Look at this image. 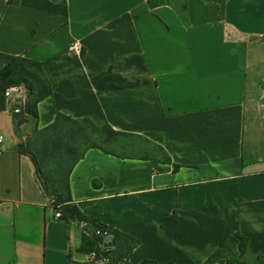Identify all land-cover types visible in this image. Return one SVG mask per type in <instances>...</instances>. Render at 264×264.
Instances as JSON below:
<instances>
[{"label": "crops", "instance_id": "1", "mask_svg": "<svg viewBox=\"0 0 264 264\" xmlns=\"http://www.w3.org/2000/svg\"><path fill=\"white\" fill-rule=\"evenodd\" d=\"M187 1L188 25L147 0H0V52L40 62L52 88L37 119L0 111V264H109L80 251L19 149L57 112L171 158L92 148L70 173L72 204L140 240L130 264L202 263L227 232L264 249V0Z\"/></svg>", "mask_w": 264, "mask_h": 264}, {"label": "trees", "instance_id": "2", "mask_svg": "<svg viewBox=\"0 0 264 264\" xmlns=\"http://www.w3.org/2000/svg\"><path fill=\"white\" fill-rule=\"evenodd\" d=\"M147 3L151 9L161 5L171 6L182 22L189 24L187 0H147ZM240 55L242 63L244 53L241 51ZM19 84H23L29 94L19 123L29 117L37 119L38 103L52 94L41 63L0 52V111L6 107L5 91ZM92 148L122 159L171 163L165 149L143 135L117 130L88 117L74 118L61 112H57L51 124L36 128L25 142L19 144V149L31 156L45 193L53 200L54 210H61L63 219L68 222L89 221L83 228L80 251L88 256L94 254L96 260L108 258L109 264H130L128 257L140 240L85 216L72 204L70 173L86 151ZM176 169L178 165H175ZM98 229H107L112 235L111 239L107 241L105 236L97 235ZM140 264L180 263L144 260ZM197 264H264V249L254 250L248 235L227 232L220 239L217 249L204 262Z\"/></svg>", "mask_w": 264, "mask_h": 264}, {"label": "built area", "instance_id": "3", "mask_svg": "<svg viewBox=\"0 0 264 264\" xmlns=\"http://www.w3.org/2000/svg\"><path fill=\"white\" fill-rule=\"evenodd\" d=\"M28 95H29L28 91L23 84L15 85V86L8 88L5 91V97H6L5 109L17 116L23 114L25 112V106H26ZM262 99L264 101V89L262 91ZM3 140H4L3 135H0V144L3 142ZM52 202L53 200H51V204ZM62 216L63 215H62L61 210L55 211L56 218H62ZM78 223L81 225L82 228H85L89 224V221L81 220V221H78ZM96 234L105 236L106 238L112 237L111 233L107 229H98L96 230ZM90 257L96 260L94 254L90 255ZM98 261L108 262V258L103 259V260H98ZM117 264H123V262H119Z\"/></svg>", "mask_w": 264, "mask_h": 264}]
</instances>
